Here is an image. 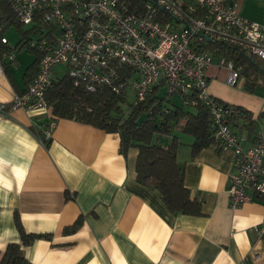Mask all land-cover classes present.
<instances>
[{
  "label": "crops",
  "instance_id": "1",
  "mask_svg": "<svg viewBox=\"0 0 264 264\" xmlns=\"http://www.w3.org/2000/svg\"><path fill=\"white\" fill-rule=\"evenodd\" d=\"M235 1L240 16L264 25V0ZM34 59L19 76L17 57L7 65L0 104L27 88L24 73ZM56 70L53 79L61 73ZM217 73L223 80L212 81ZM206 74L209 95L243 107L254 120L264 113L263 99L222 90L226 70L211 64ZM176 136V159L190 196L201 200L200 216L170 214L155 191L139 185L137 152L124 158L118 135L55 119L50 108L7 110L0 115V250L20 242L16 213L26 233L51 235L23 248L30 264H264V237L251 230L263 218V202L236 209L229 204L226 175L233 153L211 145L191 158L192 137ZM78 218L80 227L63 233Z\"/></svg>",
  "mask_w": 264,
  "mask_h": 264
},
{
  "label": "built area",
  "instance_id": "2",
  "mask_svg": "<svg viewBox=\"0 0 264 264\" xmlns=\"http://www.w3.org/2000/svg\"><path fill=\"white\" fill-rule=\"evenodd\" d=\"M236 5L235 0H148L141 7L128 0H17L19 23L41 28L39 37L27 44L40 58L27 88L15 93L8 105L0 104V115L47 109L45 92L59 66L89 92L102 85L118 94L130 86L136 100L162 81L170 95L190 99L194 93L208 105L216 142L233 153L226 175L231 209L254 200L264 204V124L248 136L235 106L207 94L211 64L226 70L230 86L241 73L232 61L214 57L208 44L243 46L264 60V25L240 16ZM5 31L0 21V78L16 60ZM122 67L132 70L130 78H121ZM49 138L50 130L44 139ZM251 230L264 237V209L261 222Z\"/></svg>",
  "mask_w": 264,
  "mask_h": 264
},
{
  "label": "trees",
  "instance_id": "3",
  "mask_svg": "<svg viewBox=\"0 0 264 264\" xmlns=\"http://www.w3.org/2000/svg\"><path fill=\"white\" fill-rule=\"evenodd\" d=\"M128 1L132 6L141 7L148 0ZM16 2L17 0H0V21L5 30L14 26L20 31L21 24L14 10ZM30 27L23 32L25 35L39 34L40 27ZM207 48L214 57L226 58L236 68H241L240 75L245 78V90L253 92L257 86L264 87V65L258 61L262 59L251 54L248 49L219 42L210 43ZM28 51L36 54L24 73L27 76L26 85L36 74L40 58L36 50ZM118 73L122 79L132 76V70L126 67L120 68ZM59 74L57 73L45 92L51 115L55 119L73 120L118 135L119 153L124 158L131 150L137 152L134 171L135 181L139 185L155 191L170 214L200 216L201 200L190 196L189 189L184 185L183 167L176 159L180 145L176 133L192 137L191 158L211 145L218 146L209 124L208 105L194 93L190 95V99L187 98L188 103L185 104L186 98L167 93L162 81L154 85L143 100H136L134 97L132 102L125 105V89L129 86L118 94L102 85L89 92L82 84L75 85L65 70ZM175 97L179 102L174 101ZM214 100L221 101L217 98ZM235 112L237 117L243 118L242 123L249 132L258 123H264L261 122L264 121V113H260L254 120L253 114L243 107L235 106ZM48 143L49 139L45 140L44 145L47 147ZM14 222L20 242L9 243L3 251L0 250V264H30L23 254V248L38 239L50 240L51 235L26 233L16 213ZM81 223L82 218H78L71 226L65 227L63 233H74Z\"/></svg>",
  "mask_w": 264,
  "mask_h": 264
},
{
  "label": "rangeland",
  "instance_id": "4",
  "mask_svg": "<svg viewBox=\"0 0 264 264\" xmlns=\"http://www.w3.org/2000/svg\"><path fill=\"white\" fill-rule=\"evenodd\" d=\"M19 27H20V29H19L20 31H18L14 26L6 28V31H5V35L7 37L8 42H9V46L15 48V53H16V57H17V67H19V73L17 74L18 76H19L20 72H22L23 68L25 67V64L32 59L33 54H36L35 52L33 53V52L28 51V46H27L28 41H30L31 39H36L39 37V34L34 35L32 33H28L27 35H25L23 33L31 27H27V26H23V25H20ZM21 43L22 44L24 43L23 46ZM258 61H259V63L264 65L263 59L258 60ZM58 69L61 70V73H62L63 69L60 67ZM57 70H56V72H57ZM220 70L225 71L224 68H220ZM223 78H224L223 75H221V74L219 75V73H217L215 76H213L212 81L218 82L219 80H223ZM221 84H223L222 90L226 91L229 95H246V96H249L251 98L255 97L257 100H260V98L264 100V87L263 86H257L253 92H248L247 90L244 89V85H245L244 76L240 75V78H239V80L235 86H230V85L227 86L223 83V81L221 82ZM125 90H126V104L125 105H127L133 101L134 92L130 86H129V88L127 87ZM174 101L179 102L178 98H176V97L174 98ZM261 122H264V121H261ZM261 124H264V123H261Z\"/></svg>",
  "mask_w": 264,
  "mask_h": 264
}]
</instances>
